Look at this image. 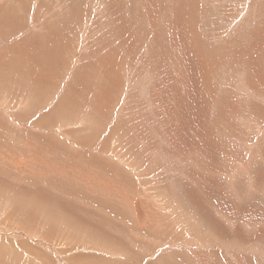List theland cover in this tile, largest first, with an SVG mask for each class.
Masks as SVG:
<instances>
[{
    "label": "rangeland",
    "instance_id": "obj_1",
    "mask_svg": "<svg viewBox=\"0 0 264 264\" xmlns=\"http://www.w3.org/2000/svg\"><path fill=\"white\" fill-rule=\"evenodd\" d=\"M0 264H264V0H0Z\"/></svg>",
    "mask_w": 264,
    "mask_h": 264
},
{
    "label": "bare ground",
    "instance_id": "obj_2",
    "mask_svg": "<svg viewBox=\"0 0 264 264\" xmlns=\"http://www.w3.org/2000/svg\"><path fill=\"white\" fill-rule=\"evenodd\" d=\"M250 92V91H249Z\"/></svg>",
    "mask_w": 264,
    "mask_h": 264
}]
</instances>
